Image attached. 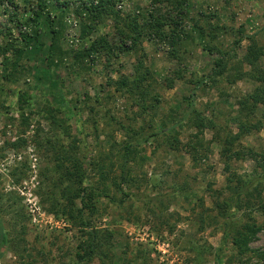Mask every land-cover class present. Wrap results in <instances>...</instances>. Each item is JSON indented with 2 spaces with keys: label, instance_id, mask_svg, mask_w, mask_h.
I'll list each match as a JSON object with an SVG mask.
<instances>
[{
  "label": "rangeland",
  "instance_id": "rangeland-1",
  "mask_svg": "<svg viewBox=\"0 0 264 264\" xmlns=\"http://www.w3.org/2000/svg\"><path fill=\"white\" fill-rule=\"evenodd\" d=\"M43 2L42 17L28 25V2L0 4V45L22 47L21 34L36 37L18 62L8 53L4 63L0 55V235L5 239L0 264H73L87 241L76 218L81 189L94 190L100 176L105 184L119 182L128 129L147 137L162 122L171 125L188 111L187 98L203 79L190 120L175 132L167 130L166 135L177 136V149L164 144L163 135L135 142L139 146L129 166L133 181L123 185L128 196L113 188L115 203L101 199L95 215L94 209L84 210L102 235L89 264H264L257 254L264 253V214L255 209L264 205V128L233 141L229 172L221 157L222 147L238 135V100L259 85L254 79L258 70L244 58L249 47L264 53V0H190L175 19L178 26L168 29L179 37L174 44L147 39L138 46L141 51L80 63L73 58L87 46L75 13L80 1ZM29 3L37 8V0ZM114 10L143 20L180 13L150 0H116ZM98 35L118 43L112 19L98 26L93 37ZM54 40L56 59H61L56 66L45 57ZM205 45L215 48L212 54L202 50ZM140 57L151 77L143 84L146 112L137 93L131 97L115 85L122 78L129 83ZM217 59L223 67H215ZM18 93L31 97L23 115ZM64 102L72 114L63 111ZM263 119L255 111L247 121ZM233 172L235 178L227 183ZM228 184L247 192L235 217L263 227L242 256L229 238L223 242V221L214 206V191ZM149 197L156 198L155 204H147Z\"/></svg>",
  "mask_w": 264,
  "mask_h": 264
},
{
  "label": "trees",
  "instance_id": "trees-1",
  "mask_svg": "<svg viewBox=\"0 0 264 264\" xmlns=\"http://www.w3.org/2000/svg\"><path fill=\"white\" fill-rule=\"evenodd\" d=\"M3 0H0V4ZM8 3L13 4V0H6ZM28 2V7H24V11L28 12V16L25 19V25L28 23H37L40 17H42L44 9L46 5L43 0H37V8H33L29 3L31 0H25ZM58 1V0H56ZM80 5L76 10V16L80 20V38L82 40H87V46L83 47L80 51H78L74 55L75 61L80 63L85 58H93L92 61L97 59V56L104 55L105 57H110L112 54H129L131 52L141 51V48L138 46L144 40H150L152 38L159 39V41L164 42L166 40H170L172 44L175 43V40H179L178 35L174 31V28L168 30L171 26H178L177 19L178 16H181L183 10L185 11L186 7L190 0H150L153 6H163L170 10L173 8H178L179 12L175 18H170L169 14H166L164 17L161 15H150L149 19L143 20L141 17L136 15H127L122 17L119 12L114 10L116 0H79ZM63 7H68L67 3H63ZM13 18V17H12ZM11 18V19H12ZM107 19H112L114 22V28L116 29L118 35V43L113 44L108 41L106 36H95L93 35L97 32V28L100 24L104 23ZM52 33H56L52 31ZM9 34V31H8ZM204 38V37H202ZM23 42L22 47H17L13 43H3L0 45V55L4 58V63L9 61V58L6 57L8 53H11L13 56V60L18 62L23 56L27 55L26 48L31 47L36 41V37L32 36L29 33L21 34L20 38ZM239 41H236L235 44H239ZM129 44V45H128ZM202 50L207 52L208 54H212L215 48L208 47L205 45L202 47ZM57 42L54 40L47 50H46V59L48 60L50 65H57L61 62V59H56V54L58 53ZM220 54L221 52L218 51ZM264 57V53L261 49L257 47H249L247 55L244 58V62L248 64L251 68H255L258 70V75L254 77L256 82L259 85L249 94L242 97L238 100L237 106V129L238 135L232 136L231 142L227 143L226 146L221 149V157L223 158L224 168L227 172L230 171L229 161L231 155L230 146L233 141L237 138L242 137L244 135H248L251 131H258L264 128V119L258 120L257 123L251 124L248 123L247 119L250 115H253L255 111H260L262 117H264V68H259V61ZM13 63V68L17 67L16 63ZM216 68L223 67L222 59H217L214 62ZM219 74V73H218ZM9 78V76H7ZM149 71L144 66V58L140 57L136 64L134 65V74L130 75L129 83L125 78L120 79L115 82V85L120 88H126L128 94L131 97L137 93L139 99L141 100L140 109L144 112L148 111V108L145 104V96L147 94L143 84L146 83L150 79ZM205 79L201 81H197V86L202 84ZM167 88H172L171 82L167 84ZM197 86L192 90L190 95L187 98L188 111L181 117L172 122L171 125H167L166 122H162V124L158 125V131L153 132L151 135L147 137H142V134L139 135L137 131H132L128 129V138L123 143L121 149V172H120V180L119 182L113 181L110 184H105L104 177L100 176V180L94 181V190L92 188H83L80 191L79 198L81 203V208L78 209L76 214V218L79 220L82 229L87 236V241L84 243V247L82 253L77 254V259L73 264H89L92 257L97 255L99 249V241L101 240L102 235L94 226L93 228L90 226L91 222L88 219L89 217L84 216V210L89 211L94 209V215L98 211V204L101 202V199H106L108 202L115 203L116 199L112 195L111 191L114 188L115 190L121 192L123 195L128 196L127 193H123V185L129 186L133 181L132 177V168L130 166V162L135 155V150L137 143L141 141L147 142L149 138L156 137L157 135H163L164 144L165 142L172 148L177 149L178 138L171 135H166L168 131H176L177 125L184 121L190 120V115L194 112V96L195 90ZM18 101L21 102L19 111L21 115L24 113V105H29V100L31 97L27 95V93H18L17 95ZM139 107V106H138ZM62 109L66 114H72L73 108L66 102L62 104ZM76 121L79 127L83 125V121L79 115H76ZM183 120V121H182ZM56 121H54L55 123ZM124 130H127L126 126H122ZM166 139V140H165ZM157 141V140H156ZM135 142H137L135 144ZM141 143V142H140ZM234 156L240 158V153H235ZM250 157L253 156L250 153ZM235 173L230 174L227 177V183H231ZM233 177V178H232ZM228 189L223 188V190L214 191V206L217 212L219 213L222 221H223V236L224 243H226L225 238H229L231 242V246L238 255H245L249 252V245L251 241L254 239L256 234L261 231L262 226H257L255 221H252L249 218L248 222H240L235 216L237 212L241 210L242 197L243 194L247 192H243V187L239 185H227ZM94 197V201H90ZM147 204L152 205L155 204V197H149ZM86 200L89 205H86ZM94 204V205H93ZM120 204H123V200L120 201ZM89 208V209H88ZM257 211L263 212L264 214V205L262 203L259 204ZM111 233V231H108ZM112 234V233H111ZM4 237L0 235V243L4 241ZM82 248V246H81ZM262 260H264V253H257ZM122 261V257L119 256L118 260ZM119 264V263H117Z\"/></svg>",
  "mask_w": 264,
  "mask_h": 264
},
{
  "label": "built area",
  "instance_id": "built-area-1",
  "mask_svg": "<svg viewBox=\"0 0 264 264\" xmlns=\"http://www.w3.org/2000/svg\"><path fill=\"white\" fill-rule=\"evenodd\" d=\"M118 8H120V7H118ZM73 24H75V23H73Z\"/></svg>",
  "mask_w": 264,
  "mask_h": 264
}]
</instances>
